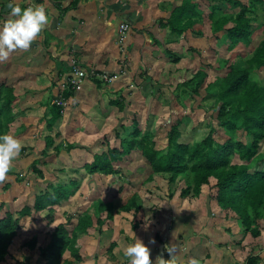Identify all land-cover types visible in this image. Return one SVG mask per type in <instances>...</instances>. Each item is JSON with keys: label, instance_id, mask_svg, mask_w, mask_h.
Listing matches in <instances>:
<instances>
[{"label": "crops", "instance_id": "0c3cea01", "mask_svg": "<svg viewBox=\"0 0 264 264\" xmlns=\"http://www.w3.org/2000/svg\"><path fill=\"white\" fill-rule=\"evenodd\" d=\"M9 2L0 0V24H3L10 11ZM11 2L20 3L22 8L43 4L49 15V23L28 49H22L21 57V48H17L6 59L0 60V87L12 89L15 98L11 104L12 122L8 124L6 133L17 137L23 145L6 179L0 181V203H5V209H11V203L21 209L24 205L32 207L34 194L39 191L46 189L50 192L48 185L66 183L69 177L82 175L80 171L83 177L86 174L89 178L83 168L79 170L76 162L80 156L75 151L61 150L55 153L51 148L43 153L45 138L50 136L47 128L50 110L56 99H65L64 92L68 89L63 90L62 85L74 77L73 68H79L87 74L81 89L72 90L74 96L65 99L66 105L61 106L60 117L53 126L54 131L61 133L55 144L65 146L68 143H83L81 139L86 143L97 144L105 134L113 130L111 133L114 135L121 128L123 113L111 104L112 100L120 96L125 98L129 109L136 111V116L146 112L147 117L151 116L149 119L154 122L153 112L144 111L145 107L142 106L145 94L135 95V88L142 91L146 87L152 92L153 88L148 84L157 82L159 76L166 80L167 65L174 69L169 63L172 55L178 54L181 57L179 65L184 67L187 48H195L197 43V40L191 41L190 36L199 34L200 30L205 32L206 27L197 23L191 31L182 34L174 42L176 35L165 25L182 0ZM200 12L203 17L204 14ZM123 22L129 25V29L125 38L121 39L118 27ZM202 36L204 39H198L206 42V35ZM180 45H183V51ZM189 63L193 65L192 61ZM173 74L171 80L175 87L184 81L185 76L175 71ZM102 75L113 78V81L102 80ZM96 79L101 85L96 83ZM177 79L179 82L175 84L174 80ZM136 82L146 85L139 87ZM157 84L152 86L156 88ZM127 92L132 96L127 95ZM140 119H143L142 115ZM169 128L165 130L164 138ZM113 139L116 140L113 144H117V139ZM28 146L33 147L32 155L29 149L26 151ZM28 153L29 157L25 158ZM132 161L144 164L147 169L143 170V174H146L144 179L136 178L132 183L123 172L121 174V168L120 173L114 176L95 175V180H88L86 185L80 182L79 190L67 202L55 208L50 215L52 218L42 211L21 220L17 236L9 249L12 258L3 264H48L51 253H46L45 249L56 226L64 225L69 217L77 220L76 212L88 210L90 214L94 213L93 199L96 196H92L89 202L87 196H80L78 191L83 193L84 189L98 188L97 185L103 184L105 178L109 185L106 193L109 195L101 200L113 206L114 215L111 220L100 226L94 224L86 234L77 236L76 248L80 261L74 264H129L128 258L123 255V248L134 241L133 233L151 249L150 258L153 262L160 255L165 259L170 258L164 251V245L170 243L177 245V255L185 261L195 256L201 264H264V212L256 220L255 227L246 229L240 226L234 214L219 208L207 194V188L201 189L199 197L179 200L176 194L169 199L165 186L159 184L162 192L157 190L158 176L152 174L149 163L139 149L132 151L119 163ZM36 163L40 164H37V169L42 179L33 171L32 165ZM138 191L141 192L137 195V203H140L143 211H122L124 202ZM69 228L66 227L67 230ZM253 228L258 233L256 236L251 233ZM30 240H35L32 248ZM64 261H73L68 251L55 264H64Z\"/></svg>", "mask_w": 264, "mask_h": 264}, {"label": "trees", "instance_id": "16d2710c", "mask_svg": "<svg viewBox=\"0 0 264 264\" xmlns=\"http://www.w3.org/2000/svg\"><path fill=\"white\" fill-rule=\"evenodd\" d=\"M222 1H226L228 6L237 8V11L227 12L220 6ZM222 1L208 0L209 12L206 15L208 27L205 32L200 30L199 34H205L206 40L213 41L218 40V34L221 33L219 39L222 37L228 39L229 50L243 42H247L248 45L254 42L255 44L247 55L246 52L243 56L235 55L241 58L240 64L228 65L223 76L218 75L215 82H209L205 86L206 92L213 98V105L210 107V119L204 121L211 127L201 140L183 142L180 127L184 123L177 116L164 138L165 147L156 148L157 142L154 141L153 136L150 133L143 134L140 130L136 111L129 109L128 103L124 102L125 98L120 96L112 100L111 104L118 112L123 113L121 128L115 131L114 135L105 134V137L100 138L97 144L86 143L83 139H81L83 143H68L65 146L55 144V140L61 136V133L58 130L54 131L53 126L60 117L61 107L53 104L50 118L47 120L50 136L45 138L43 153L51 148L55 153L61 150L75 151L80 156L76 163L79 164L81 159L83 160L79 164V170L83 168L89 175V180H95V175L107 177L119 174L121 170L116 169L114 163L121 162L132 151L139 149L149 163L152 174L165 177L166 183L162 184L167 188L169 199L176 194L179 200L199 197L204 187L209 190L210 198L222 211L231 212L237 217L236 220L240 226L246 229L255 227L256 220L263 216L264 212V152L259 151L264 143V81L254 78L252 74L258 71L264 72V1L247 0L246 3L239 0ZM259 10L260 18L257 16ZM201 19L198 5L193 0H182L170 14L165 26L176 35L174 40L176 42L178 37L191 31ZM257 33H260L262 37L254 41L258 37ZM186 52L188 55H193L200 51L196 47H188ZM180 59L181 57L177 54L172 55L170 60L172 63H177ZM189 62L187 60L183 62L184 69L189 75L174 89L181 85L182 93L183 89H188L197 96L198 89L203 87L207 74L202 70L190 73L192 64ZM96 83L101 85L99 80ZM155 83L157 82L151 83L150 87L153 88ZM157 86L160 85L157 84ZM169 86L173 84L167 87ZM12 92L10 88L0 87V133L6 132L8 124L12 122L11 104L15 99ZM64 93L67 100L74 96V91L70 88ZM130 110L132 113H129ZM194 113L195 109H191V116ZM113 137L118 141L117 146L113 144L116 142ZM83 153H85L84 157ZM32 168L42 179L37 163L32 165ZM82 181L83 174L79 180L69 177L66 183L58 182L48 185L50 192L46 189L39 191L34 194L35 200L32 207L24 205L15 213L8 208L5 209V203H0V264L12 258L9 249L17 236L19 222L31 216L32 213L42 211H46L51 217L56 207H60L74 196ZM179 182L182 185H179ZM138 199L137 193L132 194L124 202L121 210L125 213L143 211L140 203H137ZM93 205V214H90L88 210L79 211L75 214L77 220L69 217L64 225L56 226L45 249L46 253H51L48 264L59 262L67 251L73 261H64V264L80 261L76 248L77 236L86 234L94 224L100 226L105 221L111 220L114 215L113 206L107 201L96 199ZM67 226L70 227L68 230ZM255 232L256 229L253 228L251 230L253 236L258 234ZM29 242L32 243L30 247H34L35 240Z\"/></svg>", "mask_w": 264, "mask_h": 264}, {"label": "rangeland", "instance_id": "374dc122", "mask_svg": "<svg viewBox=\"0 0 264 264\" xmlns=\"http://www.w3.org/2000/svg\"><path fill=\"white\" fill-rule=\"evenodd\" d=\"M193 1L198 5L199 9L204 14L202 19L199 22L200 26L203 27L205 25V27L207 28L208 24H207V16L206 15L209 12L208 0H193ZM219 1H222V0H219ZM239 1H242L245 3L247 2V0H239ZM220 6L224 10H226L227 12L233 13V12L237 11V8H234L233 6H228V3L226 1H222L220 3ZM257 16L259 18L261 17L260 10L257 13ZM253 26L255 27V25H253ZM194 35L195 36H190V40L191 41L197 40V43H195V47L200 52L193 54V55L189 54L188 56L186 55L187 53H185V55H186L185 60L192 61V63H193L192 71L190 73L193 74L197 70H202L204 73L207 74V78L205 79V83L202 85L203 87H200L198 89V95L197 96L192 94L188 89H183V93H182L181 92L182 91L181 85L180 86L178 85L176 90L174 88H172L174 86H172L170 88L166 87L169 84H172L171 78L174 77V74H173L174 71L176 72V74L183 75L185 77L189 75V73L184 69L185 67L180 66L179 62L171 63L170 62L171 60H169V63L173 65L174 69H172L169 65H167V68H165V73H168L167 79L165 80V79L161 78V76H159V78L157 79L158 84L163 86L162 88H158V87L154 88L153 87V91H154V93H153V91L152 92L149 91V88L144 87V85H146V84H143V83L141 84V82H136V84L138 83L139 87H141L143 85L144 88L141 89L142 91H140V89H136L134 86L135 92L137 91L138 95L142 96L143 94H145L142 98V106L145 107L144 111L153 112V121L154 122H152V120L149 119L151 116L147 117L148 113H146V112L141 114L143 117L142 120L140 119L141 115L140 114L137 115V119L139 120L140 130L143 132V134L144 133H150L153 136L154 141H156L158 143V144H156V148H158V149L164 148V146H165L164 134L166 132L165 130H167L172 124H174L177 116L185 124V126L182 125V127H180L183 142L187 143V142H190L191 140L199 141L208 133L209 128L211 126L207 125L204 121L205 120L207 121L208 119H210V116H209V115H211V110H210L211 108L210 107L213 105V98L210 97L211 96L210 93L206 92L205 86L209 82L210 83L215 82L218 75L223 76L229 67L228 65L232 64L233 66H236V65L240 64L241 58L239 56L236 57L235 55L243 56L245 54V52L247 55L249 53V51L251 50V47L255 44V42H254L252 45L251 44L248 45L247 42H243V43L237 44L232 50H229L228 49V46H229L228 39H226L225 37H222L219 39V37L221 36V33L218 34V37H217L218 40L212 41V39H210L211 41L206 40V42H204L205 40H203V41L199 40V39H204V37L202 35H200L198 33H194ZM254 35H255V33H254ZM209 36H210V38H212L211 35H209ZM257 36L258 37L255 38L254 41H258V40H260L259 38L262 37V35L260 33H257ZM180 46H182V51H183V45H180ZM180 46H178V48ZM20 55H22V49L20 50L19 57H21ZM223 63H224V65H223ZM252 75L254 78L260 80L261 82L264 81V78H263L264 72H259V71L254 72ZM178 82H179L178 79L176 81L174 80L175 84H177ZM151 83H153V82H151ZM150 84H148V86H150ZM145 89H146V91H145ZM127 95L132 96L128 92H127ZM191 109L192 110L195 109V113L192 116L189 112V110H191ZM128 119H129V117H128ZM150 120H151V123L149 122ZM206 125H207V127H206ZM151 126H152V128H150ZM127 128H128V125H127ZM112 131L113 130L110 131V134H112L111 133ZM115 145L117 146L118 144H115ZM32 148H33L32 146H28V148H26V151H27V149H29L28 151H31V152H29V153H31V155H32ZM263 148H264V143H262V147L259 149V151L262 150L264 152ZM29 153H28V155H25L24 157L25 158L29 157ZM84 155H85V153L82 154L83 157H84ZM40 158H41V156H40ZM82 161L83 160L81 159L80 163H82ZM37 164H39V163H37ZM114 166L118 169L121 168V170H122L121 174L123 172V174L127 177V179L130 180L132 183L134 182V180L136 178L137 179H139V178L144 179L145 178L146 174H143L144 173L143 170H147V169L144 166V164L141 165V162H139V161L127 162L125 164L123 162L122 163H114ZM79 173L83 174V172H81V171ZM81 176L82 175H77V176H73V178H76L79 180L81 178ZM156 178H158V179H156L157 180L156 187H158L159 184L163 185L166 183V179L164 176L158 175V177H156ZM88 180H89V178L85 174L83 177V184L86 185ZM107 183H108L107 178H105L103 180V184L97 185L98 188L84 189L83 193H80L79 191H78V193L81 194L80 196H82V197L87 196V200L89 202L92 199V196H96V197H94L93 200H96L98 197H100V199L101 198L104 199V197L107 198L109 195L108 193H106L107 187L109 186V185H107ZM143 183H147V182L144 181ZM178 184L182 185L181 182H179ZM89 185L92 186V183L90 182ZM161 187L162 186H159L158 187L159 189H157V190H159V192H162L160 190ZM77 190H79V189H77ZM87 190H89L88 194H87ZM157 190L155 189V191H157ZM140 192L141 191H138L137 195ZM207 194H209V193H207ZM78 198H77V200H78ZM201 199L204 200L203 197ZM18 209H20V207L18 205H15V203L14 204L11 203V209H9V210H11L13 213H15V210H18Z\"/></svg>", "mask_w": 264, "mask_h": 264}, {"label": "clouds", "instance_id": "9594fccd", "mask_svg": "<svg viewBox=\"0 0 264 264\" xmlns=\"http://www.w3.org/2000/svg\"><path fill=\"white\" fill-rule=\"evenodd\" d=\"M10 11L0 24V60H4L9 53L17 48L28 49L33 40L49 23V15L43 4H32L21 7L20 3L8 4ZM23 145L21 141L6 132L0 133V181L6 179L13 160L20 154ZM134 241L123 248V255L128 258L129 264H201V261L191 256L186 261L180 258L177 245L165 244L170 258L163 255L157 257L155 262L150 258L151 249L142 240L135 237ZM155 243V239L152 238Z\"/></svg>", "mask_w": 264, "mask_h": 264}, {"label": "built area", "instance_id": "2783aa9c", "mask_svg": "<svg viewBox=\"0 0 264 264\" xmlns=\"http://www.w3.org/2000/svg\"><path fill=\"white\" fill-rule=\"evenodd\" d=\"M129 29V25L125 22L121 23L118 27V33L120 35L121 39H124L126 36V32ZM73 71H75V77L71 79L68 83H65L62 85L63 89H72V90H80L81 89V84L83 83L85 77V74L83 71L77 70L76 68H73ZM86 73V72H85ZM87 74V73H86ZM102 80H111L113 81V78L102 75L101 77ZM58 107H64L66 105L65 99L60 97L59 99H56L54 102Z\"/></svg>", "mask_w": 264, "mask_h": 264}, {"label": "bare ground", "instance_id": "6f19581e", "mask_svg": "<svg viewBox=\"0 0 264 264\" xmlns=\"http://www.w3.org/2000/svg\"><path fill=\"white\" fill-rule=\"evenodd\" d=\"M76 69H77V70H80L79 68H76ZM80 71H82V70H80ZM73 73H74V77H75V73H76V72L73 71ZM84 74H85V73H84ZM85 77H86V74H85ZM71 79H73V78H71ZM71 79H70V80H71ZM70 80H69V81H70ZM69 81H68V82H69ZM109 81H110V80H109ZM81 85H82V84H81ZM63 90H64V89H63Z\"/></svg>", "mask_w": 264, "mask_h": 264}]
</instances>
